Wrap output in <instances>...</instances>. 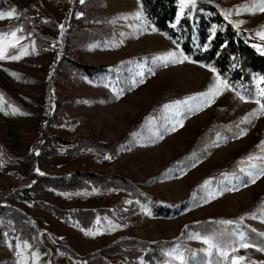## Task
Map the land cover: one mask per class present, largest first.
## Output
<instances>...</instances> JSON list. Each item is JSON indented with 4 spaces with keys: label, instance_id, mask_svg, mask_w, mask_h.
Returning a JSON list of instances; mask_svg holds the SVG:
<instances>
[{
    "label": "rangeland",
    "instance_id": "rangeland-1",
    "mask_svg": "<svg viewBox=\"0 0 264 264\" xmlns=\"http://www.w3.org/2000/svg\"><path fill=\"white\" fill-rule=\"evenodd\" d=\"M214 1L261 40L264 12L251 10L259 0ZM12 8L19 19L0 20V30L22 27L21 44L34 41L36 52L0 61V264H20V251L27 264H216L203 243L215 233L194 223L264 230V176L247 175L264 165L253 159L264 156V116L241 123L258 106L234 89L188 111L217 74L190 58L154 64L182 51L139 0H0V11ZM72 61L103 70L87 75ZM13 107L24 114L6 115ZM209 192L219 194L205 203ZM257 249L236 255L264 261Z\"/></svg>",
    "mask_w": 264,
    "mask_h": 264
},
{
    "label": "trees",
    "instance_id": "trees-1",
    "mask_svg": "<svg viewBox=\"0 0 264 264\" xmlns=\"http://www.w3.org/2000/svg\"><path fill=\"white\" fill-rule=\"evenodd\" d=\"M139 1L146 19L153 27L172 39L193 61L215 68L216 74L226 80L232 89L242 94L255 93L259 81L260 86L264 88V80L261 79L264 77V55L257 50L264 48V40L255 37V29L234 27V22L229 18L225 19L223 8L214 0H196L195 6L187 4L179 21H177L178 0ZM72 63L87 75L97 74L103 70L101 66L86 65L76 61ZM149 204L154 205L155 199L149 198ZM260 206L264 209V204ZM250 210L258 211L259 204L257 203ZM76 212L79 216L78 220L84 222L85 212L81 210ZM229 220L233 223H222L226 218L198 221L194 223V228L203 233L214 232V237L219 243L229 245L237 239V233L243 232L246 242L264 248V235H261L264 234V230L251 229L238 219ZM204 262L203 257H198L194 259L193 264H204ZM252 262L262 264L264 261L252 260Z\"/></svg>",
    "mask_w": 264,
    "mask_h": 264
},
{
    "label": "snow or ice",
    "instance_id": "snow-or-ice-1",
    "mask_svg": "<svg viewBox=\"0 0 264 264\" xmlns=\"http://www.w3.org/2000/svg\"><path fill=\"white\" fill-rule=\"evenodd\" d=\"M81 3H83V0H81ZM180 3V13L177 14V21H179L181 13H183L184 8L187 4H191L192 6H195L196 0H179ZM259 9L261 12H264V0H259L258 4H254L252 6V11H255L256 9ZM243 10H249L247 8ZM232 9L224 10L223 14L225 19L227 20L228 17L232 13ZM235 11L239 12L241 11L240 8L235 9ZM6 18H16L19 19V14L17 13V10L15 8H12L10 11H0V20L6 19ZM137 18H139V13H137ZM47 23L48 21H44ZM230 22V21H229ZM234 27L236 25H233ZM175 27V25H173ZM61 32H63V25H60ZM153 31H156V29H153ZM213 31H215V26H213ZM24 29L20 26H10L8 30H0V61L2 60H19L23 56L34 54L36 52L35 42L33 41L31 45L29 44H21V41L25 39V36L23 35ZM29 36H31V33H28ZM257 35L260 36L261 40H264V30H261L257 32ZM177 47H179L177 45ZM255 47V45H254ZM31 48V53L28 51V49ZM258 51L261 52L262 55H264V48H258ZM185 60H189V57L185 56L183 52H175L170 51L161 55H158L153 58V63L157 64L158 66H164L167 67L170 63H180ZM191 62V61H189ZM202 67H208L209 71L216 73V69L211 66H205L201 65ZM149 72H152V69H148ZM13 76H16L15 73H10ZM141 77H143L144 73H139ZM264 80V77L261 78ZM143 79L141 78L139 80V83H143ZM135 83V82H134ZM225 90H232L231 85L226 81L221 79V77L217 74L215 76V79L212 83H210L207 87L206 91L200 92L196 94L193 97H190L189 100L195 103V107H192L189 105L188 111H195L198 109H202L203 107L210 106L217 97L223 94ZM122 93H117V98ZM235 95L241 100L246 101L251 100L253 101L258 107L253 109L251 112H249L245 117L241 118V123H251L252 119L259 118L261 116H264V88H257L255 93H244L242 94L239 91H236ZM3 94L0 93V98H2ZM184 104H188V101H184ZM11 107V105H9ZM3 107H0V111H3ZM24 114L21 113L18 108H11V113L5 112V114ZM180 126H183L182 121H179ZM173 131H175V128H173ZM246 130L241 129L238 137L245 135ZM261 145L264 146V141L261 142ZM105 159H109V157H105ZM253 159H261L264 160V156L261 157H253ZM251 168L254 171H249L247 173L249 180L251 183H255L257 179H259L261 176H264V165H257L252 164ZM208 182L205 181V184ZM245 186H247L245 184ZM227 190H238L236 188H228ZM223 189L221 190V192ZM218 192H209L208 197L204 199V202H209V198L215 199L218 195ZM130 203V202H129ZM150 214V213H149ZM111 223V222H109ZM222 223L225 224H232L233 221H222ZM113 228L118 227V225H112ZM101 234L99 231L93 232L92 230H89L86 232V235H97ZM264 235V234H261ZM238 238L233 241L231 245L227 243H217L212 238H205L203 239V243L206 244L208 247L205 249L207 254L209 256L213 255L214 252L218 253L219 259L217 260L216 264H244L246 261V257L243 255H236V253L240 249H248L250 247H253L254 245L245 242L244 233L240 232L237 234ZM199 238V237H197ZM238 245V247H237ZM29 245L27 242H24L23 249H28ZM230 249V251H229ZM257 251H264V248H258ZM17 255L20 257V264H27V257L24 256L23 251H20L17 253ZM32 260L35 261L38 257L36 253H31ZM248 264H254L251 260H248ZM264 264V262H262Z\"/></svg>",
    "mask_w": 264,
    "mask_h": 264
}]
</instances>
